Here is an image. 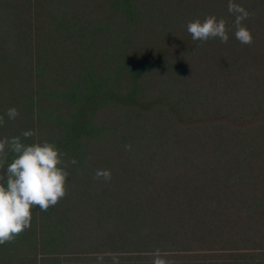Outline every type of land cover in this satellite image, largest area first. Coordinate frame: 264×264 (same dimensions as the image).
<instances>
[{"label":"trees","instance_id":"1","mask_svg":"<svg viewBox=\"0 0 264 264\" xmlns=\"http://www.w3.org/2000/svg\"><path fill=\"white\" fill-rule=\"evenodd\" d=\"M231 2L249 44L229 0H0V138L68 172L0 264H264V0Z\"/></svg>","mask_w":264,"mask_h":264},{"label":"clouds","instance_id":"2","mask_svg":"<svg viewBox=\"0 0 264 264\" xmlns=\"http://www.w3.org/2000/svg\"><path fill=\"white\" fill-rule=\"evenodd\" d=\"M228 11L239 13L234 22L235 38L243 44L251 43V33L241 23L249 13L231 0ZM186 30L193 40L201 42L219 38L221 43H226L229 38L225 20L217 19L214 15L205 16L203 20L196 18L189 21ZM7 115L14 119L19 113L13 107L7 110ZM21 135L28 137L32 132L25 131ZM6 147L13 155L10 162L0 160V167H3V174L0 175V244L11 241L30 226L33 208L46 212L63 198L68 177L62 159L64 153L54 143L43 141L25 144L20 136L0 138V153ZM71 162L75 163V160ZM104 177L109 179L110 173L105 171ZM153 264L168 262L157 255Z\"/></svg>","mask_w":264,"mask_h":264}]
</instances>
